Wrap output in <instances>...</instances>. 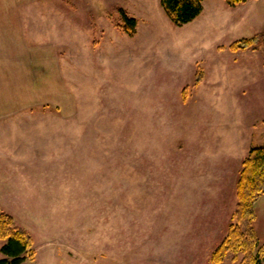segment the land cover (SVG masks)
Instances as JSON below:
<instances>
[{
  "label": "rangeland",
  "instance_id": "rangeland-1",
  "mask_svg": "<svg viewBox=\"0 0 264 264\" xmlns=\"http://www.w3.org/2000/svg\"><path fill=\"white\" fill-rule=\"evenodd\" d=\"M53 2L0 59V207L32 236L23 264H212L264 147V51L230 49L263 31L264 0H203L183 26L161 0ZM256 215L264 247V195Z\"/></svg>",
  "mask_w": 264,
  "mask_h": 264
},
{
  "label": "trees",
  "instance_id": "trees-1",
  "mask_svg": "<svg viewBox=\"0 0 264 264\" xmlns=\"http://www.w3.org/2000/svg\"><path fill=\"white\" fill-rule=\"evenodd\" d=\"M228 5L237 7L249 0H225ZM161 5L175 26H183L197 19L204 11L203 0H161ZM116 27L133 36L136 33L138 20L128 14L124 8L117 9ZM233 51H264V29L251 39L234 42ZM202 75L196 76L199 85ZM264 195V147L252 148L243 161V167L237 181V210L234 222L223 243L212 257V264H223L232 253L243 255L239 264H264V247L254 229L256 206ZM6 241L1 252L4 255L0 264H23L33 246L32 236L16 224L13 216L2 211L0 207V241Z\"/></svg>",
  "mask_w": 264,
  "mask_h": 264
},
{
  "label": "crops",
  "instance_id": "crops-1",
  "mask_svg": "<svg viewBox=\"0 0 264 264\" xmlns=\"http://www.w3.org/2000/svg\"><path fill=\"white\" fill-rule=\"evenodd\" d=\"M44 1L48 3L40 4ZM50 3H54L53 0H0V59L8 58V53L12 58L15 57L14 53L17 48L13 42H21L26 36L31 37L33 41L39 40L41 34L39 30L40 13L47 7L53 8L54 5H50ZM3 73H7V71L5 70ZM6 139L7 134L3 133L2 135L0 131V162L2 156L7 161Z\"/></svg>",
  "mask_w": 264,
  "mask_h": 264
}]
</instances>
